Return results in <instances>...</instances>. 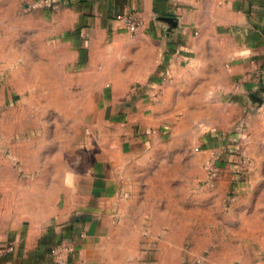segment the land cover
Returning <instances> with one entry per match:
<instances>
[{
  "label": "rangeland",
  "instance_id": "rangeland-1",
  "mask_svg": "<svg viewBox=\"0 0 264 264\" xmlns=\"http://www.w3.org/2000/svg\"><path fill=\"white\" fill-rule=\"evenodd\" d=\"M81 3L0 0V161L41 147L36 213L80 204L77 192L99 209L100 179L117 178L125 196L104 206L141 264H264V120L248 124L217 105L227 120L211 130L195 120L209 105H181L163 121L122 111L136 89L115 90L105 68L90 65ZM150 91L143 111L165 90ZM116 94L117 113L108 103ZM21 170L12 178L24 183Z\"/></svg>",
  "mask_w": 264,
  "mask_h": 264
},
{
  "label": "crops",
  "instance_id": "crops-1",
  "mask_svg": "<svg viewBox=\"0 0 264 264\" xmlns=\"http://www.w3.org/2000/svg\"><path fill=\"white\" fill-rule=\"evenodd\" d=\"M80 1L77 10L82 36L91 47L90 65H102L115 90L126 89L127 94L136 89L122 111L163 121L181 114V105H209L207 115L204 108L195 120L211 130L218 119L227 120L226 111L214 110L217 105L235 107L247 123L264 120V0ZM120 14L140 20L138 34L124 29L116 19ZM158 88L165 90L163 96L143 111L141 94L151 90L153 95ZM119 97L108 102L115 113ZM205 133L201 141L208 144ZM24 149L19 163L14 156L0 161V171H7L0 173L1 247L16 244L13 254L0 253V264H141L131 243L113 235L116 210L104 206L125 196L117 178L100 179L94 193L103 202L99 209L84 205V194L77 192L72 197H79L80 204H54L43 216L36 213L42 195L31 189L42 180L41 147ZM18 164L24 183L15 177ZM61 245L72 250L59 259L49 249Z\"/></svg>",
  "mask_w": 264,
  "mask_h": 264
},
{
  "label": "built area",
  "instance_id": "built-area-1",
  "mask_svg": "<svg viewBox=\"0 0 264 264\" xmlns=\"http://www.w3.org/2000/svg\"><path fill=\"white\" fill-rule=\"evenodd\" d=\"M116 19L123 23V27L124 29L130 33L131 35H136L139 32L140 29V20L135 16V15H118L116 17ZM1 240H0V253L3 255H11L15 252L16 250V244L10 243L8 247L6 248H2L1 247ZM50 252L52 255H54L55 257L62 259V257L64 255H66L68 252H70L72 250V248H70L69 246H53L50 247Z\"/></svg>",
  "mask_w": 264,
  "mask_h": 264
}]
</instances>
